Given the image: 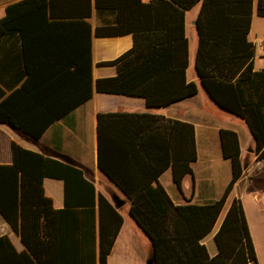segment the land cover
<instances>
[{"label": "trees", "instance_id": "16d2710c", "mask_svg": "<svg viewBox=\"0 0 264 264\" xmlns=\"http://www.w3.org/2000/svg\"><path fill=\"white\" fill-rule=\"evenodd\" d=\"M33 1L46 0L8 6L0 20V34L16 29L11 15L25 14ZM253 4L254 0H94L100 18L97 35L131 34L134 40L129 51L102 63L116 66L117 75L98 79L95 90L143 97L148 108H163L196 94V84L187 82L185 76L188 41L184 19L187 10L199 5L195 66L201 84L220 108L245 119L258 158L264 159V70H253L254 48L248 41ZM256 14L264 17V0H256ZM91 94L88 52L83 63V101ZM6 104H0V124L19 128L33 138H39L55 120L45 119L31 128L15 119ZM193 133L192 125L165 121L162 116L99 113L98 169L130 201V216L150 241L153 264H256L239 199L231 200L214 235L217 254L210 257L200 242L214 228L243 173L236 132L219 131L222 156L231 164V179L218 200L174 205L158 183V177L171 168L180 189L182 178L192 173L190 163L196 160ZM11 152L12 163L0 165V215L20 236L25 249L17 251L7 236H1L0 264H85L78 262V246L79 241L94 242V214L78 217L69 210H56L42 188L46 177L64 180L67 188L71 177L82 178L81 171L15 143ZM97 221L98 264H106L122 217L102 194L98 195Z\"/></svg>", "mask_w": 264, "mask_h": 264}, {"label": "crops", "instance_id": "0c3cea01", "mask_svg": "<svg viewBox=\"0 0 264 264\" xmlns=\"http://www.w3.org/2000/svg\"><path fill=\"white\" fill-rule=\"evenodd\" d=\"M21 1L0 0V20L6 16L8 6ZM142 1L147 3L149 0ZM198 11L199 5L193 6L185 12L184 19L188 41L185 76L187 82L196 84L197 92L163 108H148L145 98L140 96L95 90L98 79L117 75L116 66L102 63L129 51L134 40L131 34L99 37L96 31L100 18L94 0L33 1L25 14L20 11L11 15L16 29L0 34V104L7 101L5 107L14 118L31 128L40 126L45 119H55L39 138H33L19 128L0 124V165L12 163L11 144L15 143L81 171L82 178L71 177L67 188L64 180L59 178L46 177L42 181L44 194L51 199L54 209L69 210L78 217L94 214L95 240L79 241L78 262L99 263V194L110 202L111 194L124 200V205L117 209L122 225L106 264H146L152 255L149 239L130 216V201L97 166V114L134 113L162 116L165 121L193 126L196 160L190 163L192 173L182 178L180 189L173 181L171 168L158 177V183L174 205H204L222 196L231 179V164L222 156L219 131L236 132L243 173L235 182L214 228L200 242L210 257L217 254L214 235L231 200L239 199L256 264H264V159L258 158L255 140L245 119L220 108L201 84L195 66ZM256 18L264 19L257 16L254 0L248 41L254 48L253 70L259 72L264 70V28L255 26ZM108 19L111 21L112 16ZM88 52L92 94L83 101V63ZM238 77L239 72L232 81ZM58 113L60 116L53 117ZM4 235L17 251L25 249L20 236L0 215V237Z\"/></svg>", "mask_w": 264, "mask_h": 264}, {"label": "water", "instance_id": "95a60500", "mask_svg": "<svg viewBox=\"0 0 264 264\" xmlns=\"http://www.w3.org/2000/svg\"><path fill=\"white\" fill-rule=\"evenodd\" d=\"M110 200L112 202V205L115 209H119L124 205V200H122L120 197H118L116 194L110 195ZM146 264H153V259L150 257Z\"/></svg>", "mask_w": 264, "mask_h": 264}, {"label": "rangeland", "instance_id": "374dc122", "mask_svg": "<svg viewBox=\"0 0 264 264\" xmlns=\"http://www.w3.org/2000/svg\"><path fill=\"white\" fill-rule=\"evenodd\" d=\"M256 19H258L257 20L258 22H257V25L255 24V26H260V27L264 28V19L263 18H256Z\"/></svg>", "mask_w": 264, "mask_h": 264}, {"label": "built area", "instance_id": "2783aa9c", "mask_svg": "<svg viewBox=\"0 0 264 264\" xmlns=\"http://www.w3.org/2000/svg\"><path fill=\"white\" fill-rule=\"evenodd\" d=\"M261 46V45H260Z\"/></svg>", "mask_w": 264, "mask_h": 264}]
</instances>
